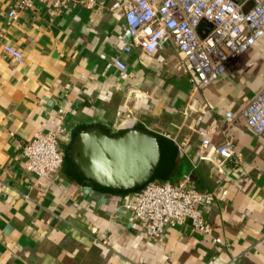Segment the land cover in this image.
Here are the masks:
<instances>
[{
	"label": "crops",
	"instance_id": "1",
	"mask_svg": "<svg viewBox=\"0 0 264 264\" xmlns=\"http://www.w3.org/2000/svg\"><path fill=\"white\" fill-rule=\"evenodd\" d=\"M114 1L70 4L59 14L34 3L9 17L15 0H0V264H264V137L240 116L264 86V33L207 86L193 88L169 40L150 55L135 45L119 49L128 37L119 12L108 10ZM4 42L21 51L20 62L2 51ZM99 53L118 56L127 76L105 67ZM57 108L66 110L61 143L75 120L100 119L112 130L140 121L158 134L138 181L103 193L59 169L48 177L27 171L21 146L54 124ZM224 139L239 158L213 151ZM184 176L214 192L203 209L210 231L168 226L144 242L122 203L148 181Z\"/></svg>",
	"mask_w": 264,
	"mask_h": 264
},
{
	"label": "built area",
	"instance_id": "2",
	"mask_svg": "<svg viewBox=\"0 0 264 264\" xmlns=\"http://www.w3.org/2000/svg\"><path fill=\"white\" fill-rule=\"evenodd\" d=\"M15 8L7 11L14 17L16 9L45 4L50 14H59L70 4L99 6L96 0H15ZM111 14L119 12L121 28L128 39L119 49L123 52L135 45L144 55H150L164 40H169L180 54V66L187 65L193 88H203L224 71L225 63L245 50L264 33V0H115L108 6ZM204 19L209 22H202ZM202 34V35H201ZM2 51L15 62L22 60L21 51L10 43ZM105 67L115 66L120 78L127 72L116 55L99 53ZM66 110L57 108L56 120L46 130L35 129L21 146L24 168L37 177H48L58 171L62 160L59 144L66 127L62 123ZM248 129L264 137V86L245 100L240 109ZM206 138L201 137L205 146ZM213 151L221 158H239L240 152L228 139ZM199 157L207 158L201 154ZM213 190H198L188 184V177L177 182L148 181L132 193L122 205L130 210L142 227L147 242L168 226L187 224L193 230L208 233L203 209L212 203ZM214 241L220 238L213 237Z\"/></svg>",
	"mask_w": 264,
	"mask_h": 264
},
{
	"label": "water",
	"instance_id": "3",
	"mask_svg": "<svg viewBox=\"0 0 264 264\" xmlns=\"http://www.w3.org/2000/svg\"><path fill=\"white\" fill-rule=\"evenodd\" d=\"M202 22L210 26L206 20ZM68 133L67 142L59 145V171L71 181H87L103 193H122L131 188L138 181L143 161L156 150L159 138L140 121L112 130L100 119L75 120Z\"/></svg>",
	"mask_w": 264,
	"mask_h": 264
}]
</instances>
